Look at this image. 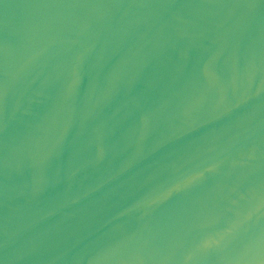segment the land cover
Segmentation results:
<instances>
[{"label":"water","instance_id":"95a60500","mask_svg":"<svg viewBox=\"0 0 264 264\" xmlns=\"http://www.w3.org/2000/svg\"><path fill=\"white\" fill-rule=\"evenodd\" d=\"M0 264H264V0H0Z\"/></svg>","mask_w":264,"mask_h":264}]
</instances>
